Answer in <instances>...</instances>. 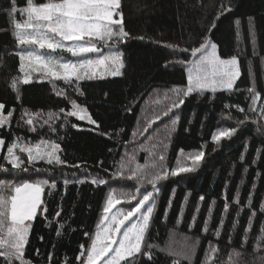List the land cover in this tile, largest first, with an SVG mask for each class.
I'll return each instance as SVG.
<instances>
[{"label": "trees", "instance_id": "obj_1", "mask_svg": "<svg viewBox=\"0 0 264 264\" xmlns=\"http://www.w3.org/2000/svg\"><path fill=\"white\" fill-rule=\"evenodd\" d=\"M121 2L125 27L132 37L126 44L121 45L125 65L121 70L123 75L81 81L79 88L83 95H80L73 87L49 82L34 81L27 85L21 83L18 85V93L12 90L10 85L12 80L18 77L20 62L13 50L16 41L12 26L3 11L8 7V0H0V102L5 103L8 109L15 108L10 130L0 129V136L7 142L13 139L11 133L35 142L41 137L56 140L63 149L62 159L67 160L69 164L77 162L86 164L90 174L111 180L121 158L122 148L132 138L145 97L153 90L186 86L184 67L173 62L179 59L189 60L190 54L174 51L169 45H178L179 48L198 46L201 37L205 35L218 13L220 5L230 4L232 11L220 17L211 36L218 44L222 58L239 56L242 76L237 85L240 91L217 92L214 99L211 93H205L203 96L194 94L185 101L180 110H176L180 119L174 131L170 126L169 166L173 165L181 149L184 152H193L201 150L203 146L206 156L200 168L194 173L182 174L165 181L146 243L154 246L151 249L154 264H171L175 259L158 250L165 245L172 231L189 236L196 242L197 250L192 264H203L209 249V241L219 247L215 264H264V241L260 240V237L264 236L260 231L264 227V214L258 211L260 203L264 200V130H261L263 123L259 120L257 126L246 123L233 137L222 139L219 144L211 141V135L216 132L223 117L228 119L231 114L233 117L243 118L244 114L237 112L232 105L239 104L247 110L250 103L247 99V89L252 87V84L264 96V61L261 59L264 57V0H121ZM18 3L23 5L24 0H18ZM249 17L252 18L251 23L256 34L255 51L258 55L253 54V45L250 42ZM55 88L64 89L70 99L87 108L88 113L100 125L99 132L90 130L95 127L94 125L70 117L67 125L58 128L57 133L49 132L46 127L37 128V133L29 132L27 125L17 127L16 119L19 118L22 109L42 110L45 113L58 111L61 107L66 111L71 109L70 101L63 96H57ZM225 103L229 106L225 107ZM128 107H131V112L127 111ZM72 124L79 127L73 128ZM242 154L245 157L243 163L239 159ZM100 160L104 162L103 168L97 165ZM0 164L9 167L10 173L7 175H12L11 167L3 162L2 154ZM36 166L53 167L44 162ZM246 166L248 171L245 172L243 169ZM103 169L109 171L105 172ZM54 171L57 174L61 171L69 173V178L72 172L80 174L79 169L65 166H57ZM229 173L232 175L229 176ZM43 175L46 176L47 173ZM18 177L27 179L30 178V173H21ZM241 179L244 180V184L239 183ZM225 181L230 182L227 191L229 202L231 203L235 191L239 189L240 203L244 205L251 192L253 197L251 207L257 209V215L252 217L251 230L245 233L249 209L245 208L236 216L237 206L231 204L229 213L224 215L225 224L217 240L214 229L221 218L224 203L221 194ZM253 183L256 185L255 189L251 188ZM174 186L176 193L173 207L164 219L163 211ZM49 191L48 188L45 189L44 199L48 207V219L53 223L50 227L48 221L38 215L29 235L26 257L37 264H45V257L53 250L54 244V264H64L66 257L71 264H77L74 257L78 254V246L80 244L87 246L89 243L88 237L83 233L85 231L93 233L106 198L107 187L93 185L90 180H86L83 184L68 185L65 194L64 186L58 180L57 189L51 190V195ZM202 194L206 197L205 201L197 214L196 224L190 228L198 197ZM185 195H188L186 202ZM213 198L217 203L211 205L212 214L209 215L208 209ZM182 202L183 215L178 218ZM58 206L63 208L59 221H66L64 228L59 230L60 236L56 235L57 223L53 219L54 213L59 210ZM206 218L209 232L204 234L202 226ZM234 219L238 221L235 226ZM244 236L247 237V242L242 245ZM40 237H43V240ZM258 244L262 248L257 252ZM36 249L40 250L41 256L35 255ZM235 252H239L240 255H235ZM139 264L149 262L141 257ZM179 264L188 263L179 261Z\"/></svg>", "mask_w": 264, "mask_h": 264}, {"label": "snow or ice", "instance_id": "obj_2", "mask_svg": "<svg viewBox=\"0 0 264 264\" xmlns=\"http://www.w3.org/2000/svg\"><path fill=\"white\" fill-rule=\"evenodd\" d=\"M8 16L11 26L14 28V38L17 47L21 51L15 53L19 57V71L23 78H14L11 82V88L19 92V84L27 85L33 80V73L40 74L41 80H48L53 84L55 81H63L65 85L73 87L78 94L83 95L79 88V83L84 80H93L104 78L105 76H122V69L125 67L123 52L120 45L126 44L132 38L126 30L124 13L121 0H24L20 5L18 0H8L7 9H3ZM230 4L222 3L219 11L211 22L210 27L199 45L191 48L171 46L174 51L181 53H190L192 59H179L173 63H179L186 70V86L170 89L173 94L172 102L167 108L155 117L154 121L149 122L148 127L152 126L156 120L162 117H169L172 130L178 123L180 117L176 110H180L185 101L194 94L203 96L205 93L214 94L217 92H239L237 82L242 76L241 65L238 55H232L230 58H222L218 51V44L214 42L211 32L216 28V22L221 16L231 12ZM19 17V18H18ZM249 34L251 44L253 45V54L255 51L256 34L252 26V18L249 17ZM144 39V37H139ZM64 53L70 54L71 58H65ZM264 61V57L261 58ZM57 96H63L71 104V110L66 111L61 107L58 111H30L22 109L20 116L16 119L17 127L28 126V131L37 133V126L40 129L48 128L49 132L57 133L58 128L67 125L68 117H75L81 121H87L88 124L95 127L91 131L99 132L100 125L88 113L87 108L81 107L76 100L68 97L62 88L54 89ZM247 99L250 101L245 107L239 104L232 105L237 112L244 114L243 118L233 117L229 114L228 119L234 120L236 126L222 127L211 135V141L219 144L224 138H231L236 135L239 128L249 121L257 123L258 119L264 121V96L257 91L255 85L247 89ZM167 95V94H166ZM19 95L17 100H19ZM225 107L229 105L225 103ZM131 112V107L127 108ZM15 108L8 109L5 103L0 102V129L11 128L14 120ZM251 113L253 115H249ZM172 114V115H170ZM194 115V113H193ZM57 121H61L57 124ZM191 123V121H189ZM78 128L77 124L71 125ZM264 130V124L261 125ZM123 131V130H121ZM148 128L144 129L147 132ZM13 135L11 142L0 136V154L3 161L11 166L12 179H0V264H37L36 261L26 257V246L29 243V235L38 215L48 221L51 227L53 221L48 219V207L44 199L45 189L48 188L49 195L51 190L57 189L58 180L64 186L65 194L70 184H83L90 180L91 184L102 186L109 182L98 175H92L88 172L86 164L77 162L69 164L62 159L63 149L61 144L53 139L41 137L36 142L31 139L26 140L23 136ZM107 135V133H103ZM134 137L136 132L132 134ZM143 135V132L140 133ZM62 139V138H61ZM157 145H152V149H146L143 145L139 148L148 152L152 157L150 165H141L136 162L135 152L126 153L119 161L118 170L113 173V178L127 179L135 182L134 188L127 191L111 188L107 194L102 209V215L95 225L94 233L85 231L83 234L88 237L90 243L80 244L78 254L74 259L77 264H139L140 258L154 264L151 244H147V238L150 236L152 222L154 220V211L156 210V200L161 192L162 182L181 176L182 174L194 173L205 160L206 152L201 146V150L185 153L183 149L179 150V156L176 159V166L169 167L167 157L164 154L168 145L160 142V150L157 152ZM6 150V151H5ZM247 150V145H245ZM111 152V149H109ZM21 154L26 156L22 159ZM243 163L245 157L242 154L239 157ZM40 162L52 168H42L36 165ZM255 161H253L254 163ZM103 161L97 162L100 168H103ZM57 166H65L79 169L77 172L55 173ZM108 172L109 169H103ZM243 171H248L247 166ZM0 173L9 174L10 169L0 165ZM21 173H30L29 179H17ZM47 173V175H43ZM232 173H229L231 176ZM35 177L34 179L31 177ZM259 176V172H257ZM229 181H225L221 199L223 207L221 218L218 220L217 227L214 229L215 238L218 240L223 226L225 224L224 215L229 213L231 204L237 206L236 216H239L245 208L249 209L250 215L248 226L245 233L251 230L252 217L257 215V209L251 207L253 202L252 193L246 199V203H240V190L237 189L229 202L227 191ZM244 184V180L239 181ZM150 186V190L148 188ZM253 183L251 188L255 189ZM176 187L172 188L169 199L165 205L162 218L166 219L173 207ZM190 195V193L188 194ZM185 195L184 201L188 200ZM202 194L198 197V203L191 217L193 227L197 222V214L201 210V205L205 201ZM217 203L213 198L210 201L208 214H212L211 205ZM128 205V207H118ZM59 210L54 213L53 219L57 223L56 235L60 236V229H63L65 222H60L63 208L58 206ZM184 203H181L178 212V218L183 215ZM258 211L264 214V200L259 205ZM238 223L234 219V226ZM264 233V227L260 229ZM202 232L207 234L209 226L207 218L205 219ZM43 240V237H40ZM229 243L231 236L229 235ZM264 241V236L260 237ZM247 237L242 239V245L246 244ZM195 245H192L188 253H184L185 259H190V254L195 253ZM259 248V244L257 245ZM52 251L47 253L45 264H54L55 245ZM163 251V250H162ZM219 251L218 246H214L209 241V249L204 264H215L216 254ZM190 253V254H189ZM169 255L176 253L169 251ZM239 256V252H235ZM37 257L41 256L40 250H35ZM231 259V257H230ZM64 264H71L66 257ZM171 264H179V260H172Z\"/></svg>", "mask_w": 264, "mask_h": 264}, {"label": "rangeland", "instance_id": "obj_3", "mask_svg": "<svg viewBox=\"0 0 264 264\" xmlns=\"http://www.w3.org/2000/svg\"><path fill=\"white\" fill-rule=\"evenodd\" d=\"M12 31L14 32L13 27H12ZM15 44H16V46L14 47L13 50L15 53H18L19 51L22 50V48L17 47V43H15ZM120 48H121V45H120ZM63 55L65 56V58H71L70 54L64 53ZM190 59H192V57L189 55V60ZM184 69H185V67H184ZM185 73H186V70H185ZM23 75L24 74L19 71L17 78L22 79ZM32 75H33L32 82H34V81L35 82H49L50 84H53L52 82H50L48 80H41L40 74H38V73H33ZM108 77H111V76H105L104 78H108ZM97 79H101V78H97ZM59 84H64V82L63 81H55V83H54V85H59ZM253 85L254 84H252V86ZM170 89H172V88H170ZM170 89H168V90H165V89L153 90L150 94H148L145 97V99L143 101L142 109H141L140 114H139V119H138V122H137V124L135 126V130H134V132H136L137 135L135 137L132 135L130 142L125 147L122 148L121 157L125 156L126 153L135 152L136 162H138L141 165H150L152 163V157L149 156L147 151L140 149L139 146L143 145L144 148L151 150L152 145L155 144L158 146L156 149V151L158 152L160 150V148H159L160 142L163 141L164 143H166L168 145L164 154L167 157V164L169 166L168 153H169V145H170V126H172L170 123L169 117H162L160 120H156L154 123H152L151 127H148V125H149V122L155 120L156 116L161 115V113L172 102L173 94L170 92ZM248 114L253 115L251 113H248ZM170 115H172V114H170ZM70 118H73L77 121L88 124L86 120L81 121V120L76 119L75 117H70ZM259 121L264 124V121H261V120H259ZM248 123H252V122L249 121ZM252 124L257 126L258 122L252 123ZM234 126H236L234 121L228 120V119L223 117L220 121V125H219L218 129L222 128V127H234ZM37 128H39V126H37ZM145 128H148L147 132H144ZM142 132H143V135H140V133H142ZM224 139H228V138H224ZM32 142L34 143L35 141H32ZM185 153H188V152H185ZM21 156H22V159L26 160V156L24 154H21ZM178 156H179V154H178ZM178 156H177V158H178ZM119 161L117 164L116 171L119 168ZM3 162H5V161H3ZM5 164H6V162H5ZM175 166H176V160L173 163V165L169 166V167L171 168V167H175ZM12 178H13L12 175L0 173V179H12ZM32 178L34 179L35 177H32ZM17 179H23V178L18 177ZM27 179H29V178H27ZM108 182L109 183L107 185H104L107 187V194L111 188H116L118 190V192L120 190L127 191L129 189H133L134 184H135V182H133V181H128L127 179H122L119 177H117V178L112 177V179L109 180ZM164 183L165 182H162V187H163ZM162 187H161V189H162ZM148 188L150 190V186H148ZM107 194H106V197H107ZM158 198H159V196L157 197L156 204H157ZM105 200H106V198H105ZM105 200H104V203H105ZM104 203H103V205H104ZM118 207H128V205H120ZM102 209H103V206H102ZM101 215H102V210L100 212L99 218ZM99 218H98V220H99ZM94 231H95V229H94ZM94 231H93V233H94ZM89 243H90V240H89ZM192 245L196 246L195 247V253H196L197 245H196V242L194 241L193 238L186 236L184 234H181L178 231H172V232H170L168 240L165 243V245L161 248H158V250L167 254V255H169L168 254L169 251H172V252L176 253V255H169V256L174 257L176 260L186 261L188 264H192L195 253L194 254L189 253L190 259L184 258V253H188ZM259 248H262V247H259ZM259 248L256 249L257 252H258ZM205 260H206V258H204L203 264H204Z\"/></svg>", "mask_w": 264, "mask_h": 264}]
</instances>
